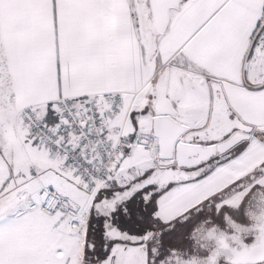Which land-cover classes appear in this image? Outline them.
<instances>
[{"label":"snow or ice","instance_id":"obj_1","mask_svg":"<svg viewBox=\"0 0 264 264\" xmlns=\"http://www.w3.org/2000/svg\"><path fill=\"white\" fill-rule=\"evenodd\" d=\"M0 264H264V0H0Z\"/></svg>","mask_w":264,"mask_h":264}]
</instances>
